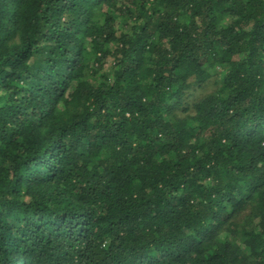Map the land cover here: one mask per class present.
I'll use <instances>...</instances> for the list:
<instances>
[{
	"label": "trees",
	"instance_id": "obj_1",
	"mask_svg": "<svg viewBox=\"0 0 264 264\" xmlns=\"http://www.w3.org/2000/svg\"><path fill=\"white\" fill-rule=\"evenodd\" d=\"M0 264H264V0H0Z\"/></svg>",
	"mask_w": 264,
	"mask_h": 264
},
{
	"label": "rangeland",
	"instance_id": "obj_2",
	"mask_svg": "<svg viewBox=\"0 0 264 264\" xmlns=\"http://www.w3.org/2000/svg\"><path fill=\"white\" fill-rule=\"evenodd\" d=\"M212 87H206L204 89H199V88H195L190 90V95L194 98H199L202 94L208 93L209 91H211Z\"/></svg>",
	"mask_w": 264,
	"mask_h": 264
}]
</instances>
